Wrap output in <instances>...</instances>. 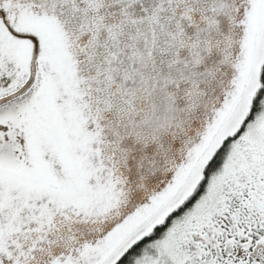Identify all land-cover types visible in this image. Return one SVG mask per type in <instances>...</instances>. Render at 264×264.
I'll return each instance as SVG.
<instances>
[{"label":"snow or ice","instance_id":"6c2138e0","mask_svg":"<svg viewBox=\"0 0 264 264\" xmlns=\"http://www.w3.org/2000/svg\"><path fill=\"white\" fill-rule=\"evenodd\" d=\"M0 264H264V0H0Z\"/></svg>","mask_w":264,"mask_h":264}]
</instances>
